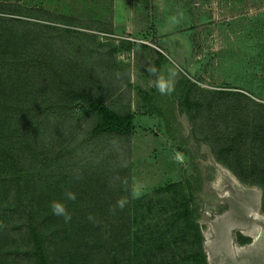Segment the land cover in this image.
I'll list each match as a JSON object with an SVG mask.
<instances>
[{
	"label": "rangeland",
	"instance_id": "rangeland-1",
	"mask_svg": "<svg viewBox=\"0 0 264 264\" xmlns=\"http://www.w3.org/2000/svg\"><path fill=\"white\" fill-rule=\"evenodd\" d=\"M113 2L0 0V16L5 21L22 18L78 30L75 40L110 52L113 67H118L116 80L124 89L116 98L123 105L133 100L136 114L156 115L140 118L139 126L147 130H133L128 139L107 135L94 138L89 130L92 125L86 121L76 126L79 131L73 130L76 134H70L72 139L65 141L69 136L63 131L72 130V123L77 124L79 118L64 122L62 127L67 130L61 132H56L54 118L51 121L54 129V125L47 127L48 136L29 155H19L13 144L5 146L18 152V163L13 161L14 157H5L8 149L0 151V264H36L32 228L42 237V249L48 259L53 264H65L58 259L63 255L56 252V215L53 217L50 208L41 206H50L56 200L46 198L47 185L56 183L58 176L68 170L73 173L81 169L85 162L101 173H110L121 166L123 172L130 174L131 189L141 187L140 198H132V264H204L189 257L199 247V233L206 264H264L262 190L257 185L244 184L219 163L204 141L212 130L226 132L227 139L233 135L231 130L237 129L264 133V107L249 108V100L244 102L243 96L234 94L239 91L264 102V0H130L125 14L123 8L120 11L116 30ZM56 40L60 47L63 41ZM71 48L67 47L65 52ZM89 58L84 56V63L91 64ZM69 59L76 61L73 57ZM63 60L64 55L56 58L58 65H69L68 60ZM173 60L184 73L176 78L175 91L163 96L154 87L155 77L147 68L155 66L166 75ZM186 77L197 87L225 90L222 98L226 104L219 102V94L200 93L199 87L191 86L188 95L184 90ZM43 98L41 95L40 99ZM192 106L195 111L189 114L186 109ZM74 111L85 116L95 113L81 106ZM11 136L8 140H14ZM234 146L241 150L247 147ZM248 147H252L250 154L238 158V163L244 166V177L251 180L254 177L248 176L251 171L248 168L254 160L263 164L264 142ZM234 154L242 156L241 152ZM66 161L70 169L63 166ZM195 167L201 169L204 177L211 178L204 181L196 198L201 215L188 226L181 215L182 192L186 177ZM114 185L104 184L110 192L102 196L106 202L102 211L118 200L111 191ZM97 187H91L93 193H99ZM51 188L56 196V184ZM190 204L194 205L193 201ZM30 208L34 213L32 219L27 214ZM59 219L65 222L63 217ZM67 223L74 227L72 221ZM98 227L94 226L90 232L95 238L104 237L100 240L105 241L104 248L116 242L119 230L105 231ZM238 234L249 240L240 243ZM61 236L66 237L68 246L72 244L74 250L80 245L63 232ZM95 238L89 243L90 251L97 244L98 237Z\"/></svg>",
	"mask_w": 264,
	"mask_h": 264
},
{
	"label": "trees",
	"instance_id": "trees-1",
	"mask_svg": "<svg viewBox=\"0 0 264 264\" xmlns=\"http://www.w3.org/2000/svg\"><path fill=\"white\" fill-rule=\"evenodd\" d=\"M75 33H78V30L38 22H27L22 18H12L5 21L0 16V134L6 133V135L0 136V151L3 152L8 149L5 151L7 159L14 157L13 161L18 163V156H16L18 152L15 153L14 147L5 149V146L9 144L17 146L19 155H24V153L29 155L32 149L48 136L46 131H48V128L50 129L51 125H54L51 123L54 118L57 122L55 124L56 132L67 130L62 127L64 122L66 123L70 119L73 122L74 118H79L77 124L72 123V130L63 131L69 136L64 138L65 141L72 139L70 134H76L73 130L79 131L76 126L86 121L92 125L89 130L94 138L107 135L114 138L128 139L131 136L134 127L131 111L129 109L122 110L108 103V100L113 96L122 92V86L116 80L115 71L118 67H113L114 62L110 52L100 50L94 45L89 46L88 42L84 40H75ZM82 37L86 38L87 36L82 35ZM88 37L92 38L91 36ZM58 38L63 41L60 47L56 40ZM70 46H72L71 50L66 53V48ZM84 50H86L85 54ZM63 55V61L68 60L69 65L61 66L57 64L56 58L59 59ZM84 56L85 58L90 57L91 64L84 63ZM70 57L76 58V61L73 62L69 59ZM157 61V63H160L161 59ZM65 73L66 76H64ZM191 86L199 87L200 93L205 91L219 94V102L223 101L222 103L226 104V99L222 98L226 93L225 90L197 87L190 78L186 77L184 90L187 91L188 95L192 92L190 90ZM178 87L177 85V89ZM234 94L239 95L238 97L243 96L244 102L249 100V103H251L249 108L264 107V102H257L245 93L237 91ZM41 95L44 96L43 99H40ZM178 98L180 101V92H178ZM77 106H81L85 110L89 108L95 113L89 114V116L82 114L76 117L74 109ZM181 110L184 111L185 109L181 108ZM186 110L190 114L191 111H195V108L192 106ZM225 128H222V130H225ZM10 134L14 140L11 138L8 140L7 137ZM225 134L226 132L220 134L217 130H212L210 137L206 134L207 137L205 136L204 141L209 144L217 161L232 171L244 184L257 185L261 188L260 208L264 211V162L260 164L254 160L250 163L248 169H251V171H249L248 176L254 177L251 180L244 177L246 173L244 166H239L238 163V158L247 157L246 155L250 154L252 147L248 146L252 144L260 145L264 142V133L259 130L253 132L239 129L231 130L230 134L233 135L229 139L225 138ZM83 140L84 138L81 142ZM223 144L227 145L223 146ZM233 144H243L247 147H242L241 150ZM20 147L23 149H20ZM238 152H241L242 156L237 157L239 155L234 154ZM67 154L71 155V152ZM68 162L66 161L63 164L65 168L70 167ZM102 163L104 162L102 161ZM82 166L81 169L73 173H69L68 169V171L64 170L67 172L59 175L56 183L47 185L48 194L46 198L54 199L56 197V200L64 201L72 217L70 221L74 226L72 228L70 223L63 222L62 219L56 216V252L58 255H63L58 259L65 264H132L134 261L132 248L134 208L132 210L130 174L127 171L123 172L121 166H117L118 168L116 167L117 169L110 171V173H101L88 162L83 163ZM77 174H80L82 179H75ZM209 178L211 176L204 177L201 169L197 167H195L192 174L186 177L182 192L183 210L181 215L188 226H192L201 215L199 206L196 204V198L203 189L204 181ZM84 183L85 185H83ZM55 184L56 196H54L55 190L51 188ZM104 184H115L114 188L111 187L115 198H128L129 203L123 210H117L115 214H112L109 208L104 210L105 212L102 211L103 206L106 204L102 196H106L110 192L107 191ZM93 185L98 186L97 191L99 193L92 192L91 187ZM69 191L76 194L74 201L65 199V193ZM192 201L194 205L190 206ZM97 206H100L101 209L95 210ZM41 207L50 208V206ZM107 207L109 206L107 205ZM89 208L90 210H88ZM27 214L32 219L31 215H34V213L31 208L30 211H27ZM89 214L95 218V223L88 219ZM94 226L96 228L99 226L98 229L105 231L110 229L119 230V237H117L116 242L104 248L105 241H100L104 237L102 235L97 236V244L90 251L88 247L91 246L90 244L95 238V235L90 231ZM34 231L36 230L32 228L30 232L35 244L33 260L36 264H53L48 259L46 251L42 249V237L39 236L37 231ZM58 232L59 236L57 235ZM61 232L65 236L73 238L74 241H79L80 245H74L76 246L75 250L72 244L68 246V240H66V237L62 239ZM198 239L199 247L192 254H189V257L206 264V257L202 248L203 239L200 233ZM237 240L244 243L249 238L238 234Z\"/></svg>",
	"mask_w": 264,
	"mask_h": 264
},
{
	"label": "clouds",
	"instance_id": "clouds-1",
	"mask_svg": "<svg viewBox=\"0 0 264 264\" xmlns=\"http://www.w3.org/2000/svg\"><path fill=\"white\" fill-rule=\"evenodd\" d=\"M172 67L167 69V74L165 75L155 66H149L147 71L155 77L153 81L154 87L157 89L160 95L166 96L171 95L175 91V81L176 78L184 73V69L176 61H171ZM126 166V165H125ZM75 179L80 180L82 176L77 174ZM142 195L141 187L139 185L134 186L131 189V196L133 199H138ZM65 199L69 201H74L76 199V194L74 192H66ZM129 203L127 197L119 198L114 205L109 206V211L115 214L117 210H123ZM51 211L54 215L58 217H63L65 222L71 220V214L67 209V205L62 200H54L50 204ZM88 219L95 223V218L89 214Z\"/></svg>",
	"mask_w": 264,
	"mask_h": 264
},
{
	"label": "crops",
	"instance_id": "crops-1",
	"mask_svg": "<svg viewBox=\"0 0 264 264\" xmlns=\"http://www.w3.org/2000/svg\"><path fill=\"white\" fill-rule=\"evenodd\" d=\"M130 5V0H114L113 2V7H114V28L116 30L117 27H119V25H117V22H120L118 19L120 17V11L123 8V13L125 14V8L129 7ZM128 20V19H127ZM132 81V79L130 80ZM134 81V80H133ZM122 91H124V89H122ZM128 91V90H127ZM117 96H113L110 100H108V103L111 104V106H115V107H119L121 106L123 109H129L131 111V113L133 114V123H134V127L132 130H147L145 129V127H141L139 126V119L140 118H152L153 116L156 117V115L154 113H149V112H143L142 114H136L135 112V105H134V101H126L124 102V105L122 103H120L119 98H116ZM119 105V106H118ZM120 108V107H119ZM76 117L78 116L79 112H74ZM76 130V129H75Z\"/></svg>",
	"mask_w": 264,
	"mask_h": 264
}]
</instances>
